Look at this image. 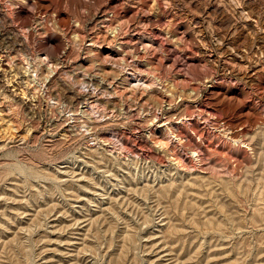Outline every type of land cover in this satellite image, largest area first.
<instances>
[{"label": "rangeland", "instance_id": "374dc122", "mask_svg": "<svg viewBox=\"0 0 264 264\" xmlns=\"http://www.w3.org/2000/svg\"><path fill=\"white\" fill-rule=\"evenodd\" d=\"M0 264H264V0H0Z\"/></svg>", "mask_w": 264, "mask_h": 264}, {"label": "bare ground", "instance_id": "6f19581e", "mask_svg": "<svg viewBox=\"0 0 264 264\" xmlns=\"http://www.w3.org/2000/svg\"><path fill=\"white\" fill-rule=\"evenodd\" d=\"M105 16H106V15H105ZM27 58H28V57H27ZM23 61H24V60H23ZM26 64H27V62H25V65H26ZM29 64H30V63H29ZM33 66H34V65H33ZM32 68H33V67L28 66V70H27L28 76H30L31 73H33V72L36 71V70L33 71ZM35 68H36V67H35ZM47 68L49 69V67H47ZM50 68H51V67H50ZM26 69H27V68H26ZM39 70H40V69H39ZM39 70H38V71H39ZM49 70H50V69H49ZM50 72H51V70H50ZM27 73H26V75H27ZM36 73H37V72H35L34 75H33V80H34L35 82L39 83V82H38V80H39V79H38V76H39V75L36 74ZM48 74H49V73H48ZM50 74H51V73H50ZM50 74H49V75H50ZM52 76H53V75H52ZM50 78H51V77H50ZM50 78H49V79H50ZM41 79H42V78H41ZM44 79H45V78H44ZM46 79H47V78H46ZM46 79H45V80H46ZM26 81H27V80H26ZM138 81H139V80H138ZM48 82H49V81H48ZM44 83H45V82H44ZM136 84H137V83H136ZM39 85H40V84H39ZM139 85H140V84H139ZM36 86H37V85H36ZM141 86H142V85H141ZM38 87H39V86H38ZM25 90H26V89H25ZM88 91L90 92V90H88ZM25 93H26V92H25ZM79 93H80V92H79ZM22 94H23V93H22ZM82 95H83V94H82ZM86 95H87V94H86ZM89 95H90V94H89ZM79 97H81V96H79ZM82 97H84V96H82ZM85 97H86V96H85ZM93 97H94V96H93ZM86 99H87V98H86ZM83 100H84V99H83ZM88 101H89V100H88ZM88 101H87V102H88ZM91 103H92V102H91ZM91 103H90V105L93 104V103H92V104H91ZM88 104H89V103H88ZM86 105H87V104H86ZM94 105H95V104H94ZM94 105H93V107H94ZM90 107H91V106H90ZM88 109H89V108H88ZM88 109H85V110H88ZM92 109H93V108H92ZM72 115H73V114H72Z\"/></svg>", "mask_w": 264, "mask_h": 264}]
</instances>
